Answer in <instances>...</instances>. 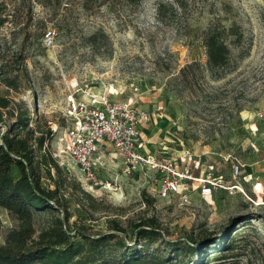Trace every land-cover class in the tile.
I'll return each mask as SVG.
<instances>
[{
	"label": "rangeland",
	"instance_id": "obj_1",
	"mask_svg": "<svg viewBox=\"0 0 264 264\" xmlns=\"http://www.w3.org/2000/svg\"><path fill=\"white\" fill-rule=\"evenodd\" d=\"M0 10L7 18L0 28V80L14 79L16 86L2 84L1 94L29 109L31 126L39 122L50 130L44 148L65 176L102 200L103 208H122L107 215L124 227L154 217L169 240L206 238L203 246H213L232 237L240 246L229 253L238 254L234 262L264 264V0H0ZM214 25L240 35L238 42L236 35L227 37L230 59L221 76L207 70L200 41ZM47 32L50 45L43 41ZM18 54L22 63L14 65ZM91 96L147 110L145 151L207 152L203 163L227 171L240 161L244 195L220 194L188 207L156 200L152 179L126 173L112 148L95 171L100 184L91 188L69 155L57 153L64 149L58 139L77 115L74 107ZM6 120L2 112L0 134ZM96 219L90 235L105 231V215ZM47 221L46 213L35 216L36 234ZM13 227L0 209V244Z\"/></svg>",
	"mask_w": 264,
	"mask_h": 264
},
{
	"label": "trees",
	"instance_id": "obj_2",
	"mask_svg": "<svg viewBox=\"0 0 264 264\" xmlns=\"http://www.w3.org/2000/svg\"><path fill=\"white\" fill-rule=\"evenodd\" d=\"M162 8V4L157 5L158 15ZM6 22L0 10V28ZM231 34L236 35V42L240 40L233 28L223 26H209L201 35L206 68L217 76L229 63L227 37ZM12 62L21 64V56L16 55ZM2 84L7 89L16 87L14 79L2 78L0 87ZM2 112L7 124L0 134V209L7 212L14 227L0 244V264H238L233 260L238 254H229L240 247L232 237L219 239L214 247L203 246L206 238L186 242L167 239L154 217L128 227L115 217L109 218V208L101 206L102 200L64 175L44 148L53 134L39 122L31 126L25 105L16 106L0 91V116ZM109 210L124 212L122 208ZM42 213L48 215L47 225L36 234L34 219ZM97 215H105V231L90 235ZM154 244L157 247L149 251ZM219 244L221 248L216 250Z\"/></svg>",
	"mask_w": 264,
	"mask_h": 264
},
{
	"label": "built area",
	"instance_id": "obj_3",
	"mask_svg": "<svg viewBox=\"0 0 264 264\" xmlns=\"http://www.w3.org/2000/svg\"><path fill=\"white\" fill-rule=\"evenodd\" d=\"M43 41L51 44L50 32L43 35ZM74 110L77 115L72 125L58 139L64 149H58L57 153L69 155L91 188L100 184L95 171L102 164L103 153L112 148L126 173L138 171L152 179V196L156 200L188 207L192 201L210 203L220 194L244 195L241 182L247 181L238 160H233L227 171L219 163H203V154H210L207 152L184 149L173 156H157L145 151L144 132L150 122L147 110L129 101L109 100L105 96H91L88 103Z\"/></svg>",
	"mask_w": 264,
	"mask_h": 264
},
{
	"label": "water",
	"instance_id": "obj_4",
	"mask_svg": "<svg viewBox=\"0 0 264 264\" xmlns=\"http://www.w3.org/2000/svg\"><path fill=\"white\" fill-rule=\"evenodd\" d=\"M242 221H243V220L237 222L236 224H233V225L231 226V228H228V229H227V231H231V230H233V228H234L237 224L241 223ZM227 231H226V232H227Z\"/></svg>",
	"mask_w": 264,
	"mask_h": 264
}]
</instances>
